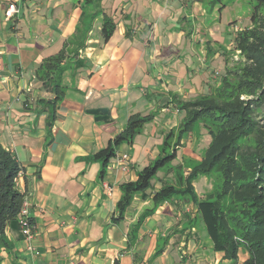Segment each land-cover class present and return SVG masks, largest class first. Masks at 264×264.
Returning a JSON list of instances; mask_svg holds the SVG:
<instances>
[{
    "label": "crops",
    "instance_id": "0c3cea01",
    "mask_svg": "<svg viewBox=\"0 0 264 264\" xmlns=\"http://www.w3.org/2000/svg\"><path fill=\"white\" fill-rule=\"evenodd\" d=\"M208 1L0 0V144L21 166L16 189L33 225L28 240L18 218L7 224L10 246L0 249V264H232L213 249L196 206L180 194L153 203L162 169L123 218L113 219L120 184L137 178L180 123L179 101L217 84L208 71L213 58L223 57L222 9ZM10 2L18 12L6 18ZM103 15L114 23L108 40L101 37ZM65 41L69 57L54 103L53 84H43L35 70ZM96 109L106 111L97 116ZM135 112L155 116L117 147V155H128L125 165L112 157L100 175L93 154ZM178 158L179 147L172 164Z\"/></svg>",
    "mask_w": 264,
    "mask_h": 264
},
{
    "label": "trees",
    "instance_id": "16d2710c",
    "mask_svg": "<svg viewBox=\"0 0 264 264\" xmlns=\"http://www.w3.org/2000/svg\"><path fill=\"white\" fill-rule=\"evenodd\" d=\"M88 3L92 0H84ZM99 1V0H95ZM211 4L224 6L222 0ZM264 0H256L251 17L252 27L241 33L239 41L243 63L238 68L226 67L227 75L235 78V94L219 99L211 94L179 101L184 112L179 123L178 138L189 133L195 124L207 121L211 124V140L200 161L194 164L182 179L183 188L172 183L162 184L154 192V204L166 201L177 194L188 196L196 205L199 219L209 235L213 249L224 258L237 261V252L243 249L247 256L239 264H264V16L259 12ZM114 31L112 19L102 17L101 37L108 40ZM68 42L50 56L41 60L35 76L43 83L51 82L54 103L62 95L59 73L69 57ZM82 46V44H80ZM251 95H248V93ZM106 109L91 112L105 113ZM154 113L139 112L128 115L123 129L108 144L96 151L93 158L101 163L100 175L109 160L116 155L122 143H131L144 124L154 118ZM172 132L163 139V148L157 157L143 167L134 181L120 184L121 195L116 203L115 221L121 220L133 197L152 187L156 173L176 158L179 141L165 149ZM21 166L12 153L0 144V249L8 248L5 235L7 224L17 218L25 194L16 189ZM218 172L220 184L206 199H198L192 181L199 175ZM151 212L144 211L137 224Z\"/></svg>",
    "mask_w": 264,
    "mask_h": 264
},
{
    "label": "rangeland",
    "instance_id": "374dc122",
    "mask_svg": "<svg viewBox=\"0 0 264 264\" xmlns=\"http://www.w3.org/2000/svg\"><path fill=\"white\" fill-rule=\"evenodd\" d=\"M203 1L206 2L207 0H202V2ZM210 1H208L206 5H210ZM222 4L224 6L220 8V10L222 9L223 11L221 10V21L218 24L217 33L220 40L219 50L223 57L219 54L209 63L208 74L211 75V73L217 72V76L219 77L217 84L209 94L219 99H228L235 94L236 80L233 75H227V78L223 79V75L225 74L226 67L232 69L238 68L243 63L239 41L241 40V33L250 29L253 25L251 17L256 0H222ZM259 12L264 16V5L260 6ZM206 22L209 23L210 19H207ZM251 94L252 92L248 93V95ZM211 128L212 126L209 122L200 121L195 124L191 132L182 134L180 138H178L179 124L175 128L170 129L172 135L168 139L169 145L166 148L171 147L176 141H179V158L177 163L172 164L173 162H170L168 165L161 168L162 172H158V175L162 176L161 179H164L162 184L168 183L170 180H167V178L172 177V184L176 187L183 188V184L181 185L179 183H182V179L186 177L191 167L200 161L203 156L204 150L211 140ZM158 180L159 179L155 177L153 179V184H156ZM193 182L197 190L196 192L194 189L196 196L198 199L203 200L206 199L209 194L216 191L220 184V176L218 172H212L208 175L197 176L192 183ZM180 196L183 195L180 194ZM183 197L186 201L196 206L191 202L188 196ZM197 218L199 219V217ZM246 256L247 254L245 251L239 249L235 264H239Z\"/></svg>",
    "mask_w": 264,
    "mask_h": 264
},
{
    "label": "built area",
    "instance_id": "2783aa9c",
    "mask_svg": "<svg viewBox=\"0 0 264 264\" xmlns=\"http://www.w3.org/2000/svg\"><path fill=\"white\" fill-rule=\"evenodd\" d=\"M18 12V8L14 2L8 3L5 11H4V16L6 18H11L14 16V14ZM214 75L217 76V72L214 73ZM115 162L118 165H125V162L128 159V155L126 153L120 154V155H115ZM104 186L106 187L107 190H110L109 185L104 183ZM18 218V223H19V228L21 234L28 240H30L33 237V225L32 221L30 220L28 216V210H27V202L26 199L24 198L19 210V214L17 216ZM36 254H38V251H34Z\"/></svg>",
    "mask_w": 264,
    "mask_h": 264
}]
</instances>
